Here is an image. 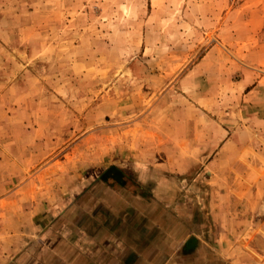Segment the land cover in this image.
I'll list each match as a JSON object with an SVG mask.
<instances>
[{
  "label": "rangeland",
  "instance_id": "rangeland-1",
  "mask_svg": "<svg viewBox=\"0 0 264 264\" xmlns=\"http://www.w3.org/2000/svg\"><path fill=\"white\" fill-rule=\"evenodd\" d=\"M255 79L264 0H0V229L93 191L150 195L153 157L190 158L192 192L224 125L254 144L240 153L263 195L238 242L264 256V89L244 99Z\"/></svg>",
  "mask_w": 264,
  "mask_h": 264
},
{
  "label": "crops",
  "instance_id": "crops-1",
  "mask_svg": "<svg viewBox=\"0 0 264 264\" xmlns=\"http://www.w3.org/2000/svg\"><path fill=\"white\" fill-rule=\"evenodd\" d=\"M245 88L254 102L264 83ZM217 130L213 151L200 158V188H183L190 158L153 157L152 194L93 191L86 205L46 213L17 232L12 222L0 229V264H264L238 242L244 214L258 211L263 195L253 159L240 153L253 141L239 139L242 129Z\"/></svg>",
  "mask_w": 264,
  "mask_h": 264
}]
</instances>
